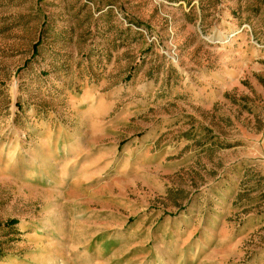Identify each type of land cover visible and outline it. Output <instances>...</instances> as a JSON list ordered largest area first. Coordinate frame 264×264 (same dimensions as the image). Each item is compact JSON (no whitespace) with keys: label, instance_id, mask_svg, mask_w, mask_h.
<instances>
[{"label":"rangeland","instance_id":"obj_1","mask_svg":"<svg viewBox=\"0 0 264 264\" xmlns=\"http://www.w3.org/2000/svg\"><path fill=\"white\" fill-rule=\"evenodd\" d=\"M0 264H264V0H0Z\"/></svg>","mask_w":264,"mask_h":264}]
</instances>
